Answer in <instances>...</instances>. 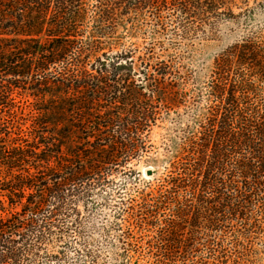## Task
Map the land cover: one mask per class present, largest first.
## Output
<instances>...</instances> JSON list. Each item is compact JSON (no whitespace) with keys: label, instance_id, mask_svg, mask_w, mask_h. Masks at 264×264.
Masks as SVG:
<instances>
[{"label":"trees","instance_id":"16d2710c","mask_svg":"<svg viewBox=\"0 0 264 264\" xmlns=\"http://www.w3.org/2000/svg\"><path fill=\"white\" fill-rule=\"evenodd\" d=\"M147 231L149 264L264 242V0H0V264H98L112 232L129 264Z\"/></svg>","mask_w":264,"mask_h":264},{"label":"rangeland","instance_id":"374dc122","mask_svg":"<svg viewBox=\"0 0 264 264\" xmlns=\"http://www.w3.org/2000/svg\"><path fill=\"white\" fill-rule=\"evenodd\" d=\"M257 23V22H255ZM258 25V23L256 24ZM229 28V27H228ZM225 30V34H223L220 40L216 41H208L204 44L195 45V47H190L184 49L183 54L189 59L190 63L193 66L199 69H205V67L212 64L213 58L223 49L225 48L230 42L235 39L234 32H229V29ZM187 99H198L187 97ZM251 99H261L257 97H252ZM190 102V101H189ZM183 113V109L180 108L177 112H173L165 123H160V127H155L152 130L150 135V141L153 145L151 149L150 155H155L161 151V147L165 142V134L166 128L171 124L172 119L178 115ZM144 177L150 178L151 176L146 175V170L151 168V166H147L143 162H140L135 167ZM109 211V209H108ZM105 212H100L99 214H95L93 216V221L99 223L102 218H104ZM118 233L112 232L109 234V238L103 239L100 234H97V241H96V249H100L102 252L100 254V258L98 260V264H115L117 252H120L121 246L119 247L115 243V238ZM152 231H147L145 235H138L137 242L133 244L131 247L134 251L129 252L130 261L129 264H149L150 263V254L148 253V244H151L154 239H152ZM263 240L259 238H252L244 241L240 248H228V253L233 256V254L240 255V264H264V244ZM205 253L200 251L196 253V256L192 258V261H188L187 264H200L199 261L203 262V258ZM71 261V260H70ZM60 264H71L69 261H64ZM128 264V263H127Z\"/></svg>","mask_w":264,"mask_h":264},{"label":"water","instance_id":"95a60500","mask_svg":"<svg viewBox=\"0 0 264 264\" xmlns=\"http://www.w3.org/2000/svg\"><path fill=\"white\" fill-rule=\"evenodd\" d=\"M153 173H154V171H153L152 168H148V169L146 170V175H147V176H151V175H153Z\"/></svg>","mask_w":264,"mask_h":264}]
</instances>
